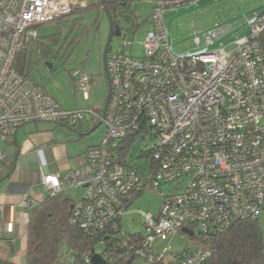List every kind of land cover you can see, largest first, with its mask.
I'll return each mask as SVG.
<instances>
[{"label":"built area","instance_id":"built-area-1","mask_svg":"<svg viewBox=\"0 0 264 264\" xmlns=\"http://www.w3.org/2000/svg\"><path fill=\"white\" fill-rule=\"evenodd\" d=\"M138 1L151 6L143 56L108 53L111 96L103 115L91 106L62 108L13 67L17 55L38 39V27L85 9L86 1L0 0V163L6 157L2 145L26 123L104 125L103 140L80 156L76 169L41 175L48 193L83 188L70 222L97 234L113 230L133 200L154 191L162 203L155 216H144L147 231L133 244L136 255L146 264H201L211 255L206 247L154 255L151 243L183 229L222 233L237 221L257 219L264 210V57L259 43L264 13L233 50L176 58L168 47L163 15L191 0ZM231 29L208 31L205 43ZM194 43L199 44L198 38ZM73 79L76 91L89 100L91 76L78 70ZM138 130L155 138L143 175L119 163L120 140ZM173 183L181 190H161ZM20 206L30 208L28 193L22 194ZM91 256L87 251L83 259L91 264Z\"/></svg>","mask_w":264,"mask_h":264},{"label":"rangeland","instance_id":"rangeland-1","mask_svg":"<svg viewBox=\"0 0 264 264\" xmlns=\"http://www.w3.org/2000/svg\"><path fill=\"white\" fill-rule=\"evenodd\" d=\"M86 10L76 13L72 17L59 22H52L38 27L39 36L57 34L56 40L45 41L50 54L33 53L30 46L27 51L26 61L29 62V76L32 81L43 87L63 108L67 110L87 109L89 106L96 110L103 108L107 96V82L103 74V50L107 39L109 25L107 17L99 8L98 0H85ZM127 11L122 16L121 36L113 37L110 43L112 52H125L127 55L141 58L143 56L142 42L150 25L145 23L150 13L151 6L143 1L134 0L128 3ZM264 13V0H191L189 3L178 6L163 15L164 24L168 36V47L171 54L176 57H189L204 55L208 52L225 49H234L235 43L245 37L250 30V25L256 16ZM136 19L135 27L131 22ZM139 27L136 28V25ZM236 24V25H235ZM227 33L214 39L212 44H206L207 32L229 27ZM198 38L199 44L194 40ZM125 42L124 48L121 44ZM33 53V55H32ZM51 65V69L48 65ZM81 70L92 78L89 91V100L76 91L73 75ZM51 125L52 122L37 121L30 125ZM54 133L57 143L65 145L66 152L75 153L85 146H96L101 143L105 136L104 125L98 126L94 131L79 137L68 128L54 124ZM79 128V126H77ZM76 131V130H75ZM144 138V140H142ZM155 144L154 137H147L142 133L136 138L131 148L127 162L143 175L149 165V159L141 156V152L152 149ZM50 160L53 154L48 156ZM6 159H10L6 156ZM36 160L32 161V165ZM40 163V159H39ZM187 179L181 181V187ZM175 183L167 184L166 189L161 190L166 194L168 191H179ZM85 193L82 188L66 190L75 202H78ZM162 203L161 196L154 191H145L133 200L123 211L120 219V227L123 235H146L144 216H155ZM258 223L263 233L264 240V210L258 215ZM195 235L198 230H195ZM192 242L182 233H171L166 236L155 237L151 243L152 254H176L186 248L193 249ZM95 254L103 251V245L94 248ZM141 264V262H139Z\"/></svg>","mask_w":264,"mask_h":264},{"label":"trees","instance_id":"trees-1","mask_svg":"<svg viewBox=\"0 0 264 264\" xmlns=\"http://www.w3.org/2000/svg\"><path fill=\"white\" fill-rule=\"evenodd\" d=\"M98 1L101 2V0ZM105 2L115 18H118L119 15L124 17V14L130 11L127 8L130 2L114 0H105ZM131 22L136 24L135 19L131 18ZM136 27L139 25L137 24ZM56 35L54 33L35 40L32 44V47L35 48L33 53L41 52L49 57L50 51L45 41L52 42L58 39ZM259 43L264 57V31L260 34ZM26 51L27 47L17 55L13 67L19 74L30 78V66L26 61ZM142 133L145 135L146 132L138 130L120 140L119 163L137 170L127 162V156L134 141ZM150 152L151 149L141 152V156L149 159ZM0 167L4 168V172L0 173V180L7 177L14 168L12 162L8 161L6 157L0 163ZM73 206L74 203L66 197L64 192L57 195L48 193L42 202L34 207L30 206L27 210L29 219L25 264H89L83 259V255L87 251L91 255L95 254L94 248L99 244L103 245L100 255L107 264H140L139 262L146 264L145 259L136 255L138 247L133 246L135 240H142L141 235H123L120 220L117 221L113 230L107 229L97 234L85 233L70 222ZM179 233L184 234L183 231ZM195 234L193 232L191 236L184 235L194 247H206L211 253L201 264H264V240L258 219L237 221L218 234L207 235L199 230L198 234Z\"/></svg>","mask_w":264,"mask_h":264},{"label":"crops","instance_id":"crops-1","mask_svg":"<svg viewBox=\"0 0 264 264\" xmlns=\"http://www.w3.org/2000/svg\"><path fill=\"white\" fill-rule=\"evenodd\" d=\"M83 10H86V8L76 10L73 15ZM73 15L60 18L56 22L72 17ZM135 21L137 22L136 19ZM145 23H147V20ZM39 37L44 36H39L38 34ZM32 48L33 50L35 49L34 47ZM31 123L33 122L19 127L16 130L13 140L2 145L6 156L10 158L8 161L10 160L12 162L14 168L7 177L0 180V264L26 263L29 218L28 211L20 206L22 194L28 193L31 207L36 206L48 196V191L42 184L41 175L54 173L64 174L68 170L76 169L80 156L88 148L94 147L88 145L82 150L68 154L65 150V145L57 143V137L54 133V124L56 123L52 124V126L44 124L29 126ZM57 125H62L74 132L77 139L78 136H85L83 128L88 131L87 134L91 130L87 122L78 125L79 128L64 124ZM51 154H53L52 160L48 158ZM33 160L36 161L32 165ZM3 172L4 168L0 167V173ZM68 189L72 188H65L63 191L64 194ZM66 197L73 203H77L70 195H66Z\"/></svg>","mask_w":264,"mask_h":264},{"label":"water","instance_id":"water-1","mask_svg":"<svg viewBox=\"0 0 264 264\" xmlns=\"http://www.w3.org/2000/svg\"><path fill=\"white\" fill-rule=\"evenodd\" d=\"M99 8L102 9L107 17L108 20V25H109V31H108V35H107V39L105 42V46H104V50H103V74L105 76L106 82H107V96L102 108V113L103 115L106 112L108 103H109V99L111 96V80H110V75L108 72V65H107V56L108 53L110 52L111 48H110V43L112 41L113 37H119L120 33H121V22H120V18L123 15H119L118 18H115L110 10L107 7V3L105 2V0H101L100 4H99ZM236 25V24H235ZM48 68L51 69V65L47 64ZM101 124L98 123L96 126H94L93 128H91V130L89 131V133H91L92 131H94L98 126H100ZM184 233H186V235H192L191 232H188L186 229L182 230ZM91 264H107V262L103 259V257L99 254H93L91 256Z\"/></svg>","mask_w":264,"mask_h":264},{"label":"bare ground","instance_id":"bare-ground-1","mask_svg":"<svg viewBox=\"0 0 264 264\" xmlns=\"http://www.w3.org/2000/svg\"><path fill=\"white\" fill-rule=\"evenodd\" d=\"M86 8H87V6H86Z\"/></svg>","mask_w":264,"mask_h":264},{"label":"flooded vegetation","instance_id":"flooded-vegetation-1","mask_svg":"<svg viewBox=\"0 0 264 264\" xmlns=\"http://www.w3.org/2000/svg\"><path fill=\"white\" fill-rule=\"evenodd\" d=\"M115 1V0H114ZM121 19V18H120Z\"/></svg>","mask_w":264,"mask_h":264}]
</instances>
